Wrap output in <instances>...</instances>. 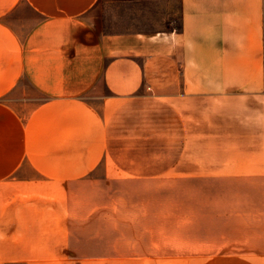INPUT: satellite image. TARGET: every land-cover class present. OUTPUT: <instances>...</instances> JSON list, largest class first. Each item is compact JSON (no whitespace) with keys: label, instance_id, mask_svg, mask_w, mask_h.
<instances>
[{"label":"crops","instance_id":"obj_1","mask_svg":"<svg viewBox=\"0 0 264 264\" xmlns=\"http://www.w3.org/2000/svg\"><path fill=\"white\" fill-rule=\"evenodd\" d=\"M110 1L155 0H0V177L45 139L51 152L109 153L116 124L163 100L173 153L213 106L214 138L240 147L247 183L262 186L230 197L236 253L214 264H264V0H159L181 2L180 29L114 34L95 26ZM15 218L0 211V264H30Z\"/></svg>","mask_w":264,"mask_h":264},{"label":"rangeland","instance_id":"obj_2","mask_svg":"<svg viewBox=\"0 0 264 264\" xmlns=\"http://www.w3.org/2000/svg\"><path fill=\"white\" fill-rule=\"evenodd\" d=\"M181 10L180 1H110L95 26L180 29ZM157 110L116 124L109 153L51 152L59 148L45 139L46 152L32 148L0 177V211L30 228V264H214L236 253L230 197H262V186L247 183L246 155L214 138L209 105L204 121L191 120L188 146L174 139L172 153L164 100Z\"/></svg>","mask_w":264,"mask_h":264}]
</instances>
